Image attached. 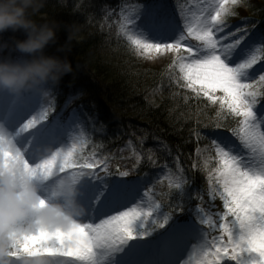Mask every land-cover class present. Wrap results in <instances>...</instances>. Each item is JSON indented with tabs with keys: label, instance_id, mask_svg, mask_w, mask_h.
<instances>
[{
	"label": "snow or ice",
	"instance_id": "1",
	"mask_svg": "<svg viewBox=\"0 0 264 264\" xmlns=\"http://www.w3.org/2000/svg\"><path fill=\"white\" fill-rule=\"evenodd\" d=\"M243 2L205 0L194 17L177 5L178 18L170 0H144L122 6L118 22V34L137 51L174 54L169 68L182 74L181 87L197 96L202 93L212 103L219 101L215 127L227 118L225 109L241 118L231 129L239 146L226 136L211 140L216 166L209 171V194L213 201L218 197L223 202L224 210L213 219L203 207L193 209L182 175L169 180L178 202L165 210L147 174L125 179L128 171L110 172L106 159L92 157L89 162V157L76 153L75 143L67 151L29 162L26 156L37 154L30 148L42 151L58 142L68 134V126L59 119L43 123L51 107L22 123L29 114L27 102L2 101L0 168L16 165L22 174L48 178L83 177L79 195L83 215L67 229L14 233L0 252V264H193V253L195 264H264V115L257 113L264 98V30L251 37L243 27L226 31L228 18ZM190 39L198 43L192 45ZM13 123L20 125L14 135L5 130ZM24 133L31 137L29 147L16 139ZM196 135L199 138L200 133ZM140 159L137 155V162ZM102 164L103 176L96 171ZM186 207L189 214L175 216Z\"/></svg>",
	"mask_w": 264,
	"mask_h": 264
},
{
	"label": "trees",
	"instance_id": "2",
	"mask_svg": "<svg viewBox=\"0 0 264 264\" xmlns=\"http://www.w3.org/2000/svg\"><path fill=\"white\" fill-rule=\"evenodd\" d=\"M126 1L45 0L38 19L58 24L56 42L46 52L66 58L73 66V72L64 76L53 91L52 114L66 125L76 111L94 118L96 129L90 132L83 155L90 158L89 162L97 156L106 159L112 173L128 171V179L149 174L153 183L156 173L162 170L171 172V176L182 175L192 181L193 209L200 206L223 211V202L218 197L213 201L204 193L209 170L198 161L197 150L211 144L218 132H232L235 117L225 109L227 118L220 120L221 127H215L217 113L212 110V102L183 89L176 68H169L170 64L160 68L146 66L135 59L125 41L102 31L106 14ZM261 2L263 6L258 7L252 0H244L243 7L235 9L238 16H230L227 23L232 28L242 24L254 35L264 30V0ZM70 32L73 38L69 41ZM6 33L11 40L26 38L23 32ZM263 102L264 99L260 103ZM129 144L145 154L138 169L129 168L130 163L137 161L135 156L125 160ZM154 161L157 163L152 164ZM100 174L104 175L102 171ZM155 190L165 210L168 204L178 202L169 181L157 182ZM187 214V207L184 212H175V216Z\"/></svg>",
	"mask_w": 264,
	"mask_h": 264
},
{
	"label": "clouds",
	"instance_id": "3",
	"mask_svg": "<svg viewBox=\"0 0 264 264\" xmlns=\"http://www.w3.org/2000/svg\"><path fill=\"white\" fill-rule=\"evenodd\" d=\"M44 5L45 0H0V94L13 100L30 94L47 100L64 76L73 72L69 60L46 52L56 42L58 24L38 19ZM8 31L23 32L26 38L3 40ZM72 38L70 32L69 41ZM6 51L8 55H4ZM11 52L22 55L14 58ZM36 177L22 174L16 165L0 168V252L6 250L14 233L33 228L67 229L83 215L79 204L83 177L67 174L55 178L50 199L39 195ZM33 213L34 220L23 223Z\"/></svg>",
	"mask_w": 264,
	"mask_h": 264
},
{
	"label": "rangeland",
	"instance_id": "4",
	"mask_svg": "<svg viewBox=\"0 0 264 264\" xmlns=\"http://www.w3.org/2000/svg\"><path fill=\"white\" fill-rule=\"evenodd\" d=\"M253 3H256V6L260 7L263 6L261 0H252ZM255 1V2H254ZM205 2V0H174L173 4H171V6L177 10V17L179 18V12L177 9V5L183 7L189 14V16H196L199 14V8L200 6ZM208 2H210V0H208ZM125 4H129V5H135V4H141L138 2H135L133 0H127L126 2H124L123 4H121V6H119V8H115V9H111L108 14H106L105 19L102 20V31H106L111 33V35H114V38L116 40H123L126 42V44H128V48L132 51L133 56L135 57V59H137L138 61L143 62L146 66L149 67H153V68H160L163 67L165 65L171 64L174 54L171 52H165V53H155V52H149V53H144L142 50L137 51L134 47L130 46L129 42L126 40V38L122 37L121 35L118 34V30H119V20H120V11H121V7L124 6ZM143 4V3H142ZM243 4L238 5L235 9H239L243 7ZM234 9V11H235ZM238 15H234V17H237ZM43 19L46 18L45 15H43L42 17ZM56 22V21H55ZM57 23V22H56ZM242 25V24H240ZM237 26V27H243V26ZM237 27L232 28L231 26L226 29V31H234ZM250 37L252 35H254V33L248 29ZM113 33V34H112ZM3 40L6 41H11V36L7 33L3 34ZM190 44L195 45L198 42L195 40H191L189 41ZM11 51V50H9ZM9 52H5L4 55H8ZM11 55L14 58H18L20 57L22 54L18 53L17 55H13L11 52ZM178 70V68H176ZM179 72V70H178ZM180 75V83L181 85H183L185 82L182 79V74ZM197 88L199 87L198 85L196 86ZM183 89L190 91L192 93L193 90L183 87ZM200 95H203L202 93ZM217 95H222V93H217ZM11 98V97H10ZM26 100L28 101V112L29 114L26 116L25 120L22 121V123H26L27 119H31V117L33 115H39V113L41 112L42 108H48L51 107V109L54 106V93H52V95L47 99V100H42L40 96L35 95V94H30L28 96L25 97ZM12 99V98H11ZM264 98H260V100L263 101ZM33 101V102H32ZM32 103V104H31ZM31 104V105H30ZM212 110L216 113H218L220 111V103L219 101H217L216 103H210ZM263 105V107L261 106ZM264 104H258L257 105V113L258 116L259 115H264ZM215 109V110H214ZM53 111L49 112V119L48 121H44L43 123H49V122H54L55 120H57V118L52 114ZM241 119L238 117H235L234 120L232 121V125L237 127V121ZM60 122L62 123V121L60 120ZM19 124H6L5 125V130L6 132H8L9 134H13L15 133V131H18L19 129ZM38 127L40 125H37ZM67 126H68V134L66 136H63L58 142L54 143V144H50L46 147H44L42 149V153L41 155L44 158H47V156L49 154L54 153L57 150L60 149H64L65 151L71 149L73 147V144H76V153L80 156H83L85 153V149L88 146V138H89V134L90 132L94 129H96V127L94 126V118L93 117H87V116H83L80 112L76 111L73 114H71V116L69 117V120L67 122ZM216 136H226L228 137L234 144H236L237 146H239V141L238 138L236 136L233 135L232 132H218L216 134ZM27 138L26 140L24 138ZM217 138V137H216ZM17 140H23L24 141V147L25 145L27 147H29V143L28 141L31 140V137L29 136L28 133H24L22 134L21 137H17ZM33 144H35V142H32ZM19 146V145H18ZM133 148L135 149V152L133 151ZM128 149H129V155L125 160H129L131 156H135L137 158V155H139L141 157V161H143V157L145 158V154L141 153L139 150H137L135 148V146L132 144L128 145ZM200 151H197V158L198 161L201 162V164L203 166H205L209 171H211L215 166H216V161L213 159L214 157V150H210L211 149V144H207V145H202L201 148H199ZM30 151H36L37 154L35 156L31 155L26 157V158H30L29 162H33L39 161V158L41 157L40 154H38L39 151H37L35 148H30ZM94 153V152H92ZM84 157V156H83ZM86 157V156H85ZM95 159H98V157L96 156ZM141 161L139 162H132L130 163L131 166L129 168L131 169H138V166H140ZM91 162V161H90ZM157 162L154 161L152 164H156ZM177 168L179 167V163H177ZM102 169V168H101ZM101 169L98 172H101ZM135 169V170H136ZM173 173V172H172ZM66 175V174H61ZM149 176V174H148ZM159 176L160 182H164V181H169L171 179H175L177 178L175 175L172 174L171 176V172L169 173L166 170H162L156 173V177ZM189 177V176H188ZM209 177V176H208ZM156 180V179H155ZM158 181V182H159ZM187 183L185 184V189L187 191H191V182L189 181V178H186ZM34 182L37 185V188L39 189V195L41 196V198L44 199H50L52 198V190L53 187L55 185V178H49L48 180H45L42 176L37 175V177L34 179ZM208 186L205 187L204 189V193L206 195L207 198H211L210 194H209V179L207 180ZM157 184V181H155V185ZM156 192V190H155ZM192 197V196H191ZM158 199V196H157ZM159 200V199H158ZM160 201V200H159ZM193 201V200H192ZM207 212L211 213L213 216V219H215V214L219 211H215L213 209H205ZM34 216L35 214H31L26 221H24L23 223H31L34 220ZM83 222H88V221H83ZM98 222V221H96ZM33 230H35V228H33ZM182 259H189V253H185L184 256L182 257ZM192 262L193 264H195V254L193 253L191 256ZM228 264H233V262H228Z\"/></svg>",
	"mask_w": 264,
	"mask_h": 264
},
{
	"label": "bare ground",
	"instance_id": "5",
	"mask_svg": "<svg viewBox=\"0 0 264 264\" xmlns=\"http://www.w3.org/2000/svg\"><path fill=\"white\" fill-rule=\"evenodd\" d=\"M11 100L9 99V101L8 102H10ZM30 153L31 152H33L32 150L31 151H29ZM28 156H30V154L28 155ZM28 156H26V157H28ZM27 159H30V158H27ZM33 162H36V161H33Z\"/></svg>",
	"mask_w": 264,
	"mask_h": 264
}]
</instances>
